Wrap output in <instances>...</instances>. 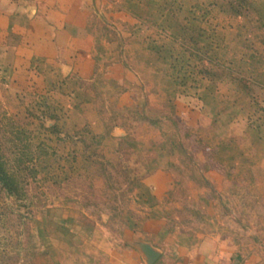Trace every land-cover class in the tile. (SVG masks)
<instances>
[{"label":"rangeland","instance_id":"rangeland-1","mask_svg":"<svg viewBox=\"0 0 264 264\" xmlns=\"http://www.w3.org/2000/svg\"><path fill=\"white\" fill-rule=\"evenodd\" d=\"M85 18L89 77L0 42V264H264V0Z\"/></svg>","mask_w":264,"mask_h":264},{"label":"crops","instance_id":"crops-1","mask_svg":"<svg viewBox=\"0 0 264 264\" xmlns=\"http://www.w3.org/2000/svg\"><path fill=\"white\" fill-rule=\"evenodd\" d=\"M97 0H0V42L16 53V61L71 62L64 72H94V54L84 45L86 15ZM82 32V34H81ZM69 58L67 59V56ZM224 240L204 237L180 264H233Z\"/></svg>","mask_w":264,"mask_h":264},{"label":"trees","instance_id":"trees-1","mask_svg":"<svg viewBox=\"0 0 264 264\" xmlns=\"http://www.w3.org/2000/svg\"><path fill=\"white\" fill-rule=\"evenodd\" d=\"M0 178L6 182L11 180L10 175L8 174V172L5 170V168L2 165L1 159H0Z\"/></svg>","mask_w":264,"mask_h":264}]
</instances>
